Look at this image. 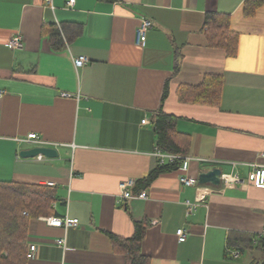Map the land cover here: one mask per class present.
<instances>
[{
  "label": "crops",
  "instance_id": "obj_1",
  "mask_svg": "<svg viewBox=\"0 0 264 264\" xmlns=\"http://www.w3.org/2000/svg\"><path fill=\"white\" fill-rule=\"evenodd\" d=\"M68 1L0 0V182L55 183L62 198L57 215L29 219L27 245L37 250L26 264H126L116 239L132 238L136 224L146 226L141 248L151 264L261 263L264 188L247 178L253 164H264V0L253 15L245 0ZM215 14L228 15L234 52L208 39ZM144 16L153 26L142 46L136 31ZM17 34L24 46L13 49ZM82 55L88 61L76 68ZM208 75L222 78L219 106L180 99L181 86ZM161 107L188 139V169L160 173L146 199L119 202L122 180L145 178L158 165L153 121ZM30 133L59 156L21 157L37 147L23 141ZM214 168L243 182L200 183ZM183 174L208 189L191 214L186 202L197 192L181 184ZM50 216L79 224L53 227Z\"/></svg>",
  "mask_w": 264,
  "mask_h": 264
},
{
  "label": "trees",
  "instance_id": "obj_2",
  "mask_svg": "<svg viewBox=\"0 0 264 264\" xmlns=\"http://www.w3.org/2000/svg\"><path fill=\"white\" fill-rule=\"evenodd\" d=\"M114 1V0H105ZM263 0H245L244 12L253 15ZM206 29L208 39L215 47H222L227 52H234L237 33L231 31L228 15H208ZM55 45L60 46L61 36L53 31ZM222 78L219 75L205 76L198 86H181L178 95L182 101L201 105L219 106L221 101ZM164 91L163 100L167 96ZM177 117L166 113L163 108L156 113L153 121L156 146L165 152L183 156L187 153L188 139L176 129ZM182 159L173 163L158 164L147 177L136 180L134 193L150 185L160 173L178 170ZM52 186L20 185L12 182H0V264H26L27 230L30 218L41 215H57L55 204L61 202ZM146 226L136 224L135 233L130 239L117 238L116 243L126 258V264H151L150 257L142 252V241ZM264 249V241H258Z\"/></svg>",
  "mask_w": 264,
  "mask_h": 264
},
{
  "label": "built area",
  "instance_id": "obj_3",
  "mask_svg": "<svg viewBox=\"0 0 264 264\" xmlns=\"http://www.w3.org/2000/svg\"><path fill=\"white\" fill-rule=\"evenodd\" d=\"M47 4L52 5V0H46ZM75 0H69L68 5L71 6ZM153 26V22L147 18V17H141L140 18V25L137 28L136 31V43L138 45H145L147 40V33L149 29H151ZM10 47L13 49H20L24 46V40L20 34H17L16 36L12 37L9 43ZM88 61V58L86 56H79L74 58V64L76 68L83 67L86 62ZM2 91H0V96L2 95ZM64 96H68V94L64 93ZM149 121L147 118L142 120V124H148ZM23 141L26 142H33L37 145V147L45 146L47 143L43 141L36 133H30L26 139H23ZM153 155L158 159V164H166V163H173L176 159L181 158L182 159V165L181 170L186 171L188 169L190 158L187 156H179L176 154H172L169 152H165L161 150L160 148L156 147ZM264 157V153L262 154ZM38 159H42L43 156L39 155L37 156ZM221 181L223 182L224 186H235L237 183L243 182V180L238 175H230V174H222L221 175ZM248 182L254 183V185L258 188H264V164L255 163L253 164V170L250 173L249 177L247 178ZM180 182L183 186H193L196 188L197 192V200L195 202L187 201L186 206L188 208V213L191 214L196 207L199 205L200 201L203 200L205 194L207 193V188H205L202 185L198 184V181L196 179L190 178L187 175H181L180 176ZM136 180L135 179H126L122 180L119 184L120 193L118 195V201L123 202L128 199H146L147 198V191H141L138 193L133 192V188L135 187ZM50 186H54L55 183H49ZM45 221L48 225L53 227H63L66 230L70 227H75L79 223L78 219H70L66 216H50L48 218H45ZM176 235L178 238V241L180 243L185 242L187 240L188 232L185 228L181 227L177 229ZM255 241H264V230L259 233V235L256 237ZM57 245L60 247H65L66 240L65 238H60L56 241ZM37 250L36 244H29L27 257L33 258L35 256ZM240 254L239 251L233 252V257H238Z\"/></svg>",
  "mask_w": 264,
  "mask_h": 264
},
{
  "label": "water",
  "instance_id": "obj_4",
  "mask_svg": "<svg viewBox=\"0 0 264 264\" xmlns=\"http://www.w3.org/2000/svg\"><path fill=\"white\" fill-rule=\"evenodd\" d=\"M42 155L46 158H57L59 156V152L55 148L51 147H33L30 149H25L20 152V156L24 158H33ZM221 175L222 172L218 168H214L207 172H201L199 177L200 183H211L213 185L221 184ZM264 264V259L261 263Z\"/></svg>",
  "mask_w": 264,
  "mask_h": 264
}]
</instances>
